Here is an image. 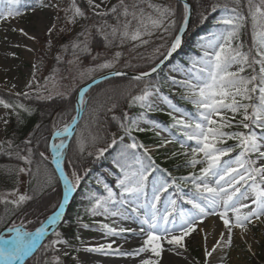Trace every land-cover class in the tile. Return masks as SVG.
<instances>
[{"label":"snow or ice","instance_id":"6c2138e0","mask_svg":"<svg viewBox=\"0 0 264 264\" xmlns=\"http://www.w3.org/2000/svg\"><path fill=\"white\" fill-rule=\"evenodd\" d=\"M7 3L9 6L6 10L0 11V21L3 22L22 15L17 7L20 0H7ZM177 4H182L179 26L178 9L171 3L116 0L112 4L111 0H83L82 4L80 0H69L65 7L61 0H41L38 7L52 9L57 21L61 12L66 24L73 26L81 21L95 20L80 24L77 38L70 44L74 59L68 61L69 64L79 68L81 55L91 56L94 62L80 69L73 79L83 80L86 77L98 82L95 78L97 72L101 73L102 79L108 80L110 76H127L125 68H138L129 60L124 61L123 68L118 67L124 56L119 50L111 58H101L100 53L93 54V33L102 38L106 49L122 48L131 42L134 50L148 45L157 32L166 36H161L164 42L153 49L146 67L138 68L131 76L132 87L138 91L135 94L132 91L122 94L130 108L139 106L143 111L135 117H130L126 112L120 117L112 116L113 120L119 121V129L124 135L117 138V134L112 133L108 142L91 133L88 136L75 134L78 117L90 103L87 92L91 84L79 87L75 115L59 125L53 123L50 141H46L44 151H38L41 163L54 165L50 170L44 169L46 186L55 192L56 185L62 182V198L51 204L50 214L43 219H28L25 205L34 196L20 193L18 188L0 195V204L11 205V209L6 208L5 215L0 216V264H28L29 259L41 251L43 256L36 264H64L62 256L69 257L75 264H83L79 256H71L72 251L133 258L148 253L146 258L139 259V264H161L162 253L166 250L177 256H185L188 251L187 239L193 237L194 233L204 232V222L216 217L223 226L219 238L209 248L207 234L204 237V264H211L215 253L231 248L237 231L245 235L252 227L264 224V0H208L207 7L200 12V20H206L209 10L213 13L221 10L223 15L217 23L223 27L213 34L211 40L201 45L202 55L190 61L189 66L176 69L182 78L169 75L164 80L165 84L182 90L180 99L190 103L194 112L185 111L174 103L175 93L171 97L164 94L163 85L154 75L181 48L182 35L189 25L192 5L189 0H177ZM242 9H246V14ZM31 10L35 12L36 8ZM109 18L115 23H109ZM249 20L253 43L245 51L243 42L237 41ZM66 30L60 28L59 32ZM14 31H19L29 40L36 39L23 28ZM56 31L57 24L53 22L47 28V34L51 37ZM48 43L51 47V40ZM62 47L65 51L69 48L68 45ZM27 50L33 51L32 48ZM11 55L15 57L16 54L13 52ZM56 60L59 62L61 56L57 55ZM33 68L36 69V65ZM49 79H54V76L46 78V82ZM34 82L35 72L25 87L32 90ZM12 87L15 88V85ZM39 88L37 85V99L53 98L51 92L46 96L41 95ZM44 91H48L46 85ZM11 94L17 98H31L29 91ZM55 95L72 102L71 89L56 92ZM157 100L164 102L169 109L167 115L171 123L163 128L147 119L149 112L161 110ZM0 106L16 115H19L17 109L31 112L25 104L9 103L3 98H0ZM117 106L111 103L106 111L112 113ZM0 119L5 125L9 122L3 117ZM145 123L151 127H142ZM154 129H158L155 132L158 137L162 131L171 136V139H162L158 147L177 142L184 149L172 155L186 158L185 167L191 169L187 175L174 177L166 169H159L152 157V150L139 143L133 135ZM125 136L130 138V143H124ZM229 141L234 143L229 144ZM118 142L122 148L113 160L118 169L115 187L98 179L97 183L102 184L104 194H94L90 198L91 208L88 211L92 216H103L105 219L138 222V228H126L114 226L115 219L112 224L94 221L99 224L105 237L129 233L142 238V244L132 251H125L122 245L114 247L115 240L97 246H84L77 236L81 247L74 248L59 229L64 223L65 208L71 194L80 187L91 169L83 164L78 165L69 155L73 151L72 145L75 144V151L80 156L86 153L89 157L100 159ZM101 143L105 146H100ZM24 144L23 149L16 146L14 153L7 152L9 156L15 154L27 165L18 168L17 177L19 174L34 175L31 165L37 153L32 147L33 140H26ZM88 146L93 147L94 151H87ZM12 148V141H0V151ZM40 172L41 168L37 165L36 173ZM157 172L162 174L151 181L149 191V177ZM170 189H174V193L166 195ZM80 226L89 228L86 223ZM50 235L52 239H48ZM192 264H199V261Z\"/></svg>","mask_w":264,"mask_h":264},{"label":"trees","instance_id":"16d2710c","mask_svg":"<svg viewBox=\"0 0 264 264\" xmlns=\"http://www.w3.org/2000/svg\"><path fill=\"white\" fill-rule=\"evenodd\" d=\"M159 3H171L174 7L178 9L177 12V21L179 26V10L182 9L180 4H177L173 1L169 0H157ZM83 4V1L80 0ZM189 3L192 5L193 9V20L191 27L188 31V34L185 38L183 46L180 51L173 57V59L168 64L171 68L176 69L181 66L186 65V59H191L198 56L197 52L194 51V46L201 41L208 40L213 37V34L216 33L223 25L216 26L213 24V21L219 15V11L211 12L210 10L206 13L207 19L200 20V12L203 11L204 7H207L208 0H189ZM242 11L246 14V9H242ZM95 20L88 21L84 23H93ZM109 23H115L114 20L109 18ZM70 26L63 23V26H58L57 31L60 28L67 29L64 33L57 36L58 46L55 49L53 58L51 60L50 67L46 73L42 76H38L36 79V87L32 88V90H28L30 92L29 99L24 97H15L14 95L7 93L5 91L0 90V98L7 100L9 103H23L28 108L31 109V112H25L23 110L17 109L19 115L12 113L8 116V125L9 129L6 132V135L3 139L12 141L13 148L7 149L6 151H0V195L3 193H7L19 187L21 174L17 177L16 171L19 167H27L23 161L16 158L15 154L9 156L7 154L8 151H12L13 153L17 150L16 146H19V149H23L25 147L24 141L33 140V149L37 154L33 157V164L31 165L33 169L34 175H27L26 181L24 182L25 189L24 193L28 195H33L34 199L28 202L25 205L27 209L28 219L35 220L36 218L43 219L45 215L50 214L51 204L56 203L58 199L61 198V188L60 185H56L55 192L52 189L46 186V176L44 173V169H51L50 163H41V159L38 155V151L45 150V143L49 141L50 134L53 131V123L57 122L58 125L60 122H67L73 115V98L75 90L72 91L71 103L62 99L59 96L53 95L52 99H37V85L40 86L39 91L41 95H48L49 91H52V86L54 84H58L63 75L67 71V62L68 59L73 57V53L70 47L71 42L75 41L77 38V34L71 35V29L69 30L67 27ZM56 31V32H57ZM69 31V32H68ZM55 33V32H54ZM69 35V36H68ZM166 34L162 32H157L154 36H152L150 44H148L149 48L146 46L139 47L136 49H132V43H126L122 48H108L106 49L103 45L102 38L99 35L93 33V37L91 38V47L93 50V54L98 51L104 50L106 52L114 53L115 51H122L125 55V50L129 48V52L132 54L129 59H131V63L137 65L139 69H143L149 63V59L153 55V49L162 44L164 41L161 39V36ZM47 38V37H46ZM239 42H243L244 50L246 51L249 47L252 46V28H251V20L247 22L245 28H243L240 32ZM45 43V42H44ZM43 43V45H44ZM63 45H68L69 48L67 51L62 47ZM44 48L50 49L47 44H45ZM131 49V50H130ZM138 50V51H137ZM135 51H137L135 53ZM60 55L61 60L57 62L56 56ZM81 57H88L81 55ZM125 56H123L124 58ZM140 57H143L141 59ZM123 58L121 63L124 67ZM122 67V68H123ZM138 68L127 69L130 71H137ZM54 79H49L46 82V78L53 77ZM156 80H159L161 84L164 82L166 75L164 70H161L156 76ZM132 81L128 79H111L107 80L98 86L91 89V91L87 94V97L90 100V103L84 108L81 120L76 128L75 134H83L84 136H88L89 133L92 135H98L102 139L110 142V137L112 133L120 135L123 133L122 130L119 129V121L113 120L112 116L115 115L120 117L122 113H128L130 117L138 116L143 109L139 106L129 107L127 100L125 99V95L128 91H132L135 94L138 89L132 87ZM47 87L48 91H44V87ZM64 90V88H60ZM65 91V90H64ZM109 97H112V100H109ZM111 103H116L118 106L113 110L112 113L106 111V108L111 105ZM104 105V107H101ZM190 107L191 112H194L193 107L188 103L185 104ZM63 113V116H61ZM158 117L154 118L157 122L166 121L162 116L157 115ZM98 117V119H97ZM139 143L149 144L152 143L151 133L149 134L144 132H135L133 133ZM229 144H232L233 141H229ZM38 145V148H37ZM100 146H105L103 143ZM73 151L69 153V155L77 162V164L86 165L90 168V172L83 179V183H88L91 187H94L95 182L97 180H102L103 182L111 181L114 184L118 174V169L115 168L113 164V160L118 157L122 145L118 142L112 148H109L108 152L105 153L104 157L100 159H96L95 157H89L85 153L83 156H80L75 151V144L72 145ZM87 151H94V148L88 146ZM47 154V153H46ZM181 161V155L175 156V160L171 161L167 166L171 164H177ZM37 165L40 166L41 172L36 173ZM107 169L109 172L105 173L103 170ZM115 174L114 177L110 174ZM84 189V188H83ZM78 191H82L81 189H77ZM88 194H90L89 190H85ZM57 193V194H56ZM6 208L8 210L11 209V205L5 206L4 204H0V216L5 215ZM89 210V208L87 209ZM76 215L75 204H70L66 210L64 215V223L71 224L72 217ZM87 217L88 214L86 213ZM65 236L70 235V229L64 228V225L60 226L59 229ZM53 237L50 236L49 239ZM47 243V240L45 241ZM51 255V254H50ZM41 256H43V252L36 253L34 258H30L28 264H36L37 261L40 260ZM50 258V256H49Z\"/></svg>","mask_w":264,"mask_h":264},{"label":"rangeland","instance_id":"374dc122","mask_svg":"<svg viewBox=\"0 0 264 264\" xmlns=\"http://www.w3.org/2000/svg\"><path fill=\"white\" fill-rule=\"evenodd\" d=\"M83 1V0H82ZM47 2V0H44ZM154 3H159L157 0H153ZM41 3V0H35L33 2H26V0H20V4L17 6L19 7L22 15L13 19L8 20L7 22L0 21V89L5 90L10 93L15 92H22L28 91L25 86L32 80L33 73L35 72V82L32 85V88L36 87V78L38 76L44 75L50 67V60H52V56L54 50L58 46V39L57 36L62 34L59 30L52 34L51 37L47 34V28L51 26L53 22L57 24V27L62 25L65 22L63 13H59L60 20H56L55 16L56 13L52 9H41L38 5ZM62 6H67L69 0H61ZM112 4L116 3V0H111ZM7 0H0V11L6 10L8 7ZM36 8V11L33 12L31 9ZM223 15V12H221ZM220 15V16H221ZM218 21V20H217ZM215 21V22H217ZM80 24H84V21H81ZM80 24L75 26L70 25L67 28L70 30L71 28V35L78 34L80 31ZM23 28L26 32L30 35H34L36 37L35 40H29L27 37H24L19 31H14V29ZM69 32V31H68ZM64 33V32H63ZM69 36V35H68ZM47 37V38H46ZM51 40V47H49L48 41ZM45 42V43H44ZM44 43V45H43ZM45 44L50 48H44ZM150 44V43H149ZM200 43L196 46V49L199 52H203ZM16 45H20V47H16ZM146 47L149 48L148 45ZM32 48L33 51L29 52L27 49ZM43 50V51H42ZM131 50V49H130ZM138 51V50H137ZM135 51V53L137 52ZM15 53V57L11 55V53ZM125 57L123 61L129 60L131 57L129 52V48L125 50ZM97 53L101 54V58H111L113 53L106 52L104 50L98 51ZM96 54V53H95ZM74 57L68 59V61L73 60ZM82 63L77 68L73 64H69L67 62V71L61 78L58 84H54L52 86L51 93L55 95L56 92L59 91H66L71 89L74 91L83 83L89 81L86 77L81 79H73V77L77 76V73L80 69L86 68L91 66L94 62L92 61L91 56L88 57H80ZM33 65H36V69L33 68ZM118 67H123V64L120 63ZM167 76L169 75H176L177 78H182L176 71H171L170 69L166 71ZM101 73L97 72L95 77ZM15 85V88L12 86ZM162 92L166 95L172 96L175 93L174 103L178 105L176 102L177 99L180 98L181 89L173 88L168 84H162ZM64 88V90L60 88ZM50 92V91H49ZM156 103L158 104L160 111H153L149 112L150 115H154L155 113H162L164 117L167 118L168 123H171L170 117L167 115L169 109L167 105L157 100ZM186 111V110H185ZM11 113L10 110L4 109L0 106V117L7 119V115ZM148 120H150L147 117ZM159 124V123H158ZM161 128L166 127L165 125L159 124ZM142 127L149 128L151 125L149 124H142ZM8 126L3 123V119H0V141L3 140L4 135ZM158 129L152 130L154 134V141L161 143L162 139H171V136L167 132H161V135L158 137L156 136L155 132ZM124 135V134H122ZM153 140V139H152ZM125 143H130L131 140L129 137L125 136L124 138ZM191 143V142H189ZM157 144H150L146 145L149 149L152 150V157L154 161L159 160L158 165L159 169L163 168L166 169L165 166H162L165 162H168L170 158H173V152H182L184 149L180 148V144L177 142H173L171 144L166 145L165 147H158ZM194 146V145H193ZM185 157L183 156V160L185 161ZM183 161V162H184ZM157 162V161H156ZM185 164V163H184ZM182 167V166H181ZM178 167H174L172 169H166L167 172H170L172 175L174 174V170ZM185 168V165L183 166ZM26 181V176L21 174L20 177V186L18 187L20 193H24V182ZM84 184L81 182L80 189L83 190ZM3 193L1 195H4ZM57 194V193H56ZM82 194V193H81ZM72 201H75L74 198ZM82 202V201H80ZM183 206V205H182ZM163 205H161V208ZM113 219L116 220V225L114 226H122V227H131V228H138V222H133L131 220L128 221H121L118 218H108L105 219L103 216H94L91 218L92 222L89 225L87 222H80L77 221V225L73 230V235L70 239H67L70 244L75 247H81L80 241L76 239L77 236L81 238L84 242V245L93 246L95 239L100 237H105L104 233L100 230L99 224L95 222H104V223H113ZM82 223H86L89 225V228L84 229L80 225ZM63 223L62 225H64ZM97 225V227L95 226ZM66 227V226H65ZM202 227L205 230L204 225ZM206 230L204 232L194 233L193 237L187 239V248L188 251L185 256H177L170 251H164L162 253L161 264H192L193 261H199V264H204V256H203V249L205 246V237ZM130 238H133V245H129L131 243H127V239L124 240L125 248L131 247H139L142 244V238L139 236L131 235ZM208 247V246H207ZM249 247L251 250H249ZM167 249L168 246L165 245ZM226 253V257H225ZM83 254L87 261L90 259L95 258L96 254L88 253V252H76L72 251L71 256H79ZM149 255L148 253L142 254L141 257L133 258V257H123V260L130 261L129 264H139V259L146 258ZM100 256V255H99ZM166 256H170L173 260L167 261ZM63 257V256H62ZM98 257V256H97ZM81 259V257H80ZM64 264H75V261L70 259L69 257H63ZM211 264H264V224L257 225L251 228L247 234L242 235L237 231V233L233 237V243L231 248L220 250L214 254L211 258Z\"/></svg>","mask_w":264,"mask_h":264},{"label":"bare ground","instance_id":"6f19581e","mask_svg":"<svg viewBox=\"0 0 264 264\" xmlns=\"http://www.w3.org/2000/svg\"><path fill=\"white\" fill-rule=\"evenodd\" d=\"M203 225L205 227L207 234V246L211 248L212 245L215 243V240L219 238L220 232L223 231L222 222L219 221L216 217H211L208 220H206ZM130 236L131 234L125 233L117 237H107V238L100 237L98 239H95L93 246H97L99 244H107L115 240L116 244L113 245L114 247H116L117 245H122L125 251H132L134 247L127 249L124 246L125 245L124 240L126 239H127V243L128 242L131 243L129 245H133L134 239L130 238ZM84 246H88V245H84ZM94 254H96L95 258L90 259L89 261H87V258L83 254H80L83 264H129L130 262L129 260L128 261L123 260V257L121 256H115V255L106 256L101 253H94ZM166 260L169 262L172 261L173 259L170 256H166Z\"/></svg>","mask_w":264,"mask_h":264},{"label":"water","instance_id":"95a60500","mask_svg":"<svg viewBox=\"0 0 264 264\" xmlns=\"http://www.w3.org/2000/svg\"><path fill=\"white\" fill-rule=\"evenodd\" d=\"M173 1H176V2H177V0H173ZM192 16H193V13H192V15H191V17H190L189 25H188V27L186 28L184 34L182 35V41H183V38H184V36H185V34H186V32H187V30H188L190 24H191ZM167 62H168V61H166L165 64H166ZM127 72H128V75H127V76H120V77H117V76H110L109 79H112V78H126V79H131V76L134 74V72H130V71H127ZM154 75H156V74H154ZM96 80H97L98 82H93V81L91 80V81L85 83V84L82 85V86H85L86 84H91V88L89 89V90H91V89H92L93 87H95L96 85H98V84L102 83L103 81H105L104 79L101 78V75L98 76V77H96ZM89 90H88V91H89ZM78 91H79V89L77 90V92H76V94H75V98H74V109L76 108V99H77ZM87 93H88V92H87ZM74 113H75V111H74ZM81 114H82V112H81ZM74 115H75V114H74ZM80 118H81V115H80V117H78V122H79ZM53 167H54V165H53ZM60 184H61V187H62V182H60ZM70 197H71V196H70ZM69 199H70V198H69Z\"/></svg>","mask_w":264,"mask_h":264}]
</instances>
